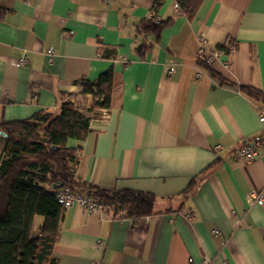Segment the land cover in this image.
Masks as SVG:
<instances>
[{
	"label": "crops",
	"instance_id": "crops-1",
	"mask_svg": "<svg viewBox=\"0 0 264 264\" xmlns=\"http://www.w3.org/2000/svg\"><path fill=\"white\" fill-rule=\"evenodd\" d=\"M155 1L0 0V122L57 113L76 80L112 69L111 108L69 141L76 176L156 197L155 213L137 221L75 204L53 255L58 264H264V204L247 201L264 193V157L234 154L264 131L259 100L240 88L264 92V0H201L193 19L163 0L157 12L172 21L145 33L139 52ZM201 36L210 47L235 44L211 65L220 77L198 63ZM23 56L29 63L17 66Z\"/></svg>",
	"mask_w": 264,
	"mask_h": 264
},
{
	"label": "trees",
	"instance_id": "trees-1",
	"mask_svg": "<svg viewBox=\"0 0 264 264\" xmlns=\"http://www.w3.org/2000/svg\"><path fill=\"white\" fill-rule=\"evenodd\" d=\"M162 1L156 0L152 10L157 12ZM174 1L178 12L190 19L201 4V0ZM171 21V16L159 22L147 17L139 27L144 37L137 50L142 52L148 46L145 33L152 30L158 35ZM231 45L235 46L233 40L217 48L228 53ZM198 63L220 77L200 57ZM76 84L78 91L65 94L57 113L40 110L30 118L0 122V264H58L53 246L65 209L58 202L57 191L64 186L95 198L118 217L137 221L155 213L153 194L106 190L77 178L78 147L69 141L84 140L91 122L111 108L114 73L109 69L95 80L83 77ZM240 88L264 106L262 90L254 86ZM37 216L43 218V223L34 237L32 228Z\"/></svg>",
	"mask_w": 264,
	"mask_h": 264
},
{
	"label": "built area",
	"instance_id": "built-area-1",
	"mask_svg": "<svg viewBox=\"0 0 264 264\" xmlns=\"http://www.w3.org/2000/svg\"><path fill=\"white\" fill-rule=\"evenodd\" d=\"M175 8L178 11L179 7L175 4ZM149 18H152L153 21L159 22L162 17L155 12L154 10H150L148 14ZM201 47L199 50V57L203 59L208 64H214L218 61L220 57L221 51L218 48L210 47L206 44L205 38L203 36L200 37ZM236 47L231 45L229 47L230 52H234ZM47 60L49 63L53 62L55 57V50L53 47H49L46 51ZM29 63V60L26 56L21 57L16 65L17 66H24ZM173 68H171L172 70ZM198 76L200 74L198 73ZM106 112L103 111L102 116H105ZM259 120L261 123L264 124V106H259ZM214 150L219 153L222 151L221 145H216ZM235 157L240 159L244 162H249L254 159H258L264 157V131L255 135L253 138L249 140H245L235 149ZM57 198L58 202L63 206L65 210L71 208L75 204L83 207L88 212H95L97 210H106L108 207L102 204H99L97 200L93 197L87 196L83 193L73 190L69 186H64L57 191ZM247 201L252 203H258L260 205L264 204V193L263 191H254L252 190L247 194ZM190 217L193 216L192 213L189 214ZM216 234L219 233V230L214 231ZM210 261L205 258L202 260L201 264H209Z\"/></svg>",
	"mask_w": 264,
	"mask_h": 264
}]
</instances>
